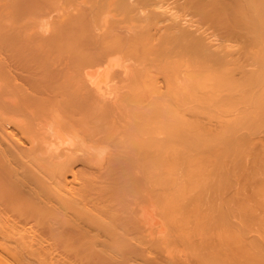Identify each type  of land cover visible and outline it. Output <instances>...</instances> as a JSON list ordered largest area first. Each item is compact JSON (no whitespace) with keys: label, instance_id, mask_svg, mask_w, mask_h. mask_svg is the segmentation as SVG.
<instances>
[{"label":"bare ground","instance_id":"bare-ground-1","mask_svg":"<svg viewBox=\"0 0 264 264\" xmlns=\"http://www.w3.org/2000/svg\"><path fill=\"white\" fill-rule=\"evenodd\" d=\"M0 264H264V0H0Z\"/></svg>","mask_w":264,"mask_h":264}]
</instances>
